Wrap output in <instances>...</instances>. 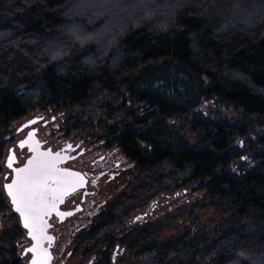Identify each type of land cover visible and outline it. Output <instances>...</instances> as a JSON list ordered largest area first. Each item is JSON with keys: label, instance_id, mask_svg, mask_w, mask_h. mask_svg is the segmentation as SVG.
Listing matches in <instances>:
<instances>
[{"label": "trees", "instance_id": "trees-1", "mask_svg": "<svg viewBox=\"0 0 264 264\" xmlns=\"http://www.w3.org/2000/svg\"><path fill=\"white\" fill-rule=\"evenodd\" d=\"M40 110L118 136L137 194L118 211L161 203L125 264H264V0H0V173ZM0 211V264H21L1 186Z\"/></svg>", "mask_w": 264, "mask_h": 264}, {"label": "flooded vegetation", "instance_id": "flooded-vegetation-1", "mask_svg": "<svg viewBox=\"0 0 264 264\" xmlns=\"http://www.w3.org/2000/svg\"><path fill=\"white\" fill-rule=\"evenodd\" d=\"M65 120L62 113L34 111L19 118L6 134L0 186L3 203L21 228L14 241L15 253L21 264H31L34 254L28 250L34 239L27 235L19 214L12 209L4 185L12 180L14 169L24 165L31 155L28 146L21 147V142L34 133L42 149L62 154L60 168L83 177L82 185L75 191L68 190L56 211L45 216L46 236L51 238L42 241L50 258L45 264H125L122 243L125 233L143 226L147 218L156 215L161 203L154 198L147 204L138 201L129 215H126L128 208L118 211L127 198L137 196L135 191L129 193L136 182L130 177L134 161L120 147L121 142L112 130L98 132L93 123L72 124ZM9 155L14 157L11 168L6 164ZM116 215L120 218H114ZM7 219L0 211V233L9 223ZM100 232L103 238L99 240Z\"/></svg>", "mask_w": 264, "mask_h": 264}, {"label": "snow or ice", "instance_id": "snow-or-ice-1", "mask_svg": "<svg viewBox=\"0 0 264 264\" xmlns=\"http://www.w3.org/2000/svg\"><path fill=\"white\" fill-rule=\"evenodd\" d=\"M33 136L34 133H29V139ZM27 142H21V147ZM32 151L35 155L24 167L15 169V179L5 188L15 211L23 218V226L29 229V235L37 241L28 251L46 258L48 254L42 249L41 241L51 238L45 234L47 224L44 217L56 211L57 204L63 201L69 189L75 191L82 185L83 177L80 173L59 167L64 159L61 153L53 154L50 150L39 151L37 148ZM13 159V156H9V168L12 167ZM31 264H42V260L33 258Z\"/></svg>", "mask_w": 264, "mask_h": 264}, {"label": "water", "instance_id": "water-1", "mask_svg": "<svg viewBox=\"0 0 264 264\" xmlns=\"http://www.w3.org/2000/svg\"><path fill=\"white\" fill-rule=\"evenodd\" d=\"M28 141L27 143H25L27 146H28V149H29V151H31V155L28 157V159L26 160V162H25V164L24 165H22V166H20V167H18V168H22V167H24L26 164H27V162H28V160L30 159V158H32L34 155H35V152H33L32 151V149L33 148H37L39 151H49V149H42L41 148V146H40V143H39V141L36 139V137L35 136H33L31 139H29V137H27L24 141ZM58 151H56V152H52L53 154H55V153H57ZM62 155V154H61ZM9 156H12V155H9ZM9 156H8V158H9ZM8 158H7V160H6V164L8 165ZM16 169V168H15ZM15 169H14V172H13V177H12V180L9 182V183H11L12 181H13V179H15V176H16V173H15ZM69 170V169H68ZM70 171H72V170H70ZM72 172H74V171H72ZM9 183H6L5 185H7V184H9ZM5 185H4V188H5ZM70 190V189H69ZM5 192H6V194L8 195V192H7V190H6V188H5ZM8 197H9V199H10V202H11V198H10V196L8 195ZM11 204H12V202H11ZM12 209L15 211V206L12 204ZM17 212V211H16ZM18 213V212H17ZM19 214V213H18ZM19 217H20V221H21V225L23 226V218L20 216V214H19ZM44 219H45V221H47L46 220V218L44 217ZM24 227V226H23ZM48 227V226H47ZM47 227L45 228V234H46V229H47ZM25 228V227H24ZM26 229V228H25ZM27 230V235H29V229H26ZM44 241V240H43ZM37 243V241L36 240H34V242H33V245H35ZM42 241H41V247H42ZM33 245H32V247H33ZM31 247V248H32ZM42 249H44L46 252H47V257L46 258H44V257H42V259H43V263L45 264V263H47V261L50 259L49 258V252H48V249L47 248H44V247H42ZM33 254H34V258H37L38 257V254L36 253V252H33ZM39 259H41L40 258V256L38 257Z\"/></svg>", "mask_w": 264, "mask_h": 264}, {"label": "rangeland", "instance_id": "rangeland-1", "mask_svg": "<svg viewBox=\"0 0 264 264\" xmlns=\"http://www.w3.org/2000/svg\"><path fill=\"white\" fill-rule=\"evenodd\" d=\"M204 107H206V109L207 108L220 109V111L222 113L221 120H227V121L232 122L231 120L236 119L238 116V114L235 111H232L231 109L224 107L222 104L216 105L215 103L214 104L204 103ZM175 123H176V121H175ZM178 228L182 229L181 225Z\"/></svg>", "mask_w": 264, "mask_h": 264}]
</instances>
